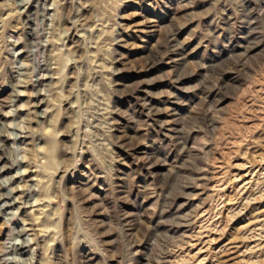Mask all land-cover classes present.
Instances as JSON below:
<instances>
[{
	"label": "rangeland",
	"instance_id": "rangeland-1",
	"mask_svg": "<svg viewBox=\"0 0 264 264\" xmlns=\"http://www.w3.org/2000/svg\"><path fill=\"white\" fill-rule=\"evenodd\" d=\"M19 1L0 264H264V0Z\"/></svg>",
	"mask_w": 264,
	"mask_h": 264
},
{
	"label": "bare ground",
	"instance_id": "bare-ground-1",
	"mask_svg": "<svg viewBox=\"0 0 264 264\" xmlns=\"http://www.w3.org/2000/svg\"><path fill=\"white\" fill-rule=\"evenodd\" d=\"M28 2V0H20L19 1V3H21V5L22 4H24V3H27ZM43 10H44V12H45V8H43ZM251 34L248 36V35H246L245 37H242V38H245V39H247L248 41H250V39H251ZM246 37H248V38H246ZM180 49H181V47L180 46H178ZM170 51H172V50H169V52L168 53H166L165 55L166 56H168L169 55V53H170ZM171 56H172V54H170ZM165 57H162V60L164 59ZM181 59V62H183L184 61V63H185V61H186V57L184 56V57H181L180 58ZM42 76V75H41ZM41 76L38 78V79H40V80H42V78H41ZM37 79V80H38ZM44 80V79H43ZM50 159V158H49ZM54 160V159H53ZM48 161H50V160H48ZM51 162H52V160H51Z\"/></svg>",
	"mask_w": 264,
	"mask_h": 264
}]
</instances>
